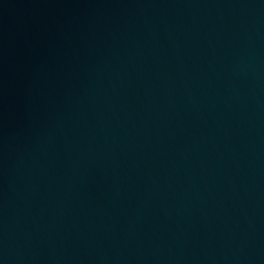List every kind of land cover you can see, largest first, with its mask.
Listing matches in <instances>:
<instances>
[{"label":"water","instance_id":"95a60500","mask_svg":"<svg viewBox=\"0 0 264 264\" xmlns=\"http://www.w3.org/2000/svg\"><path fill=\"white\" fill-rule=\"evenodd\" d=\"M113 264H264V0L203 71Z\"/></svg>","mask_w":264,"mask_h":264}]
</instances>
